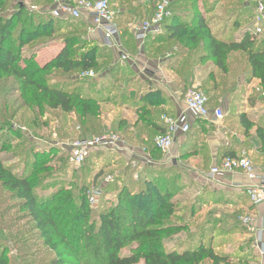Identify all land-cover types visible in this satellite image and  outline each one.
<instances>
[{"label": "trees", "instance_id": "1", "mask_svg": "<svg viewBox=\"0 0 264 264\" xmlns=\"http://www.w3.org/2000/svg\"><path fill=\"white\" fill-rule=\"evenodd\" d=\"M49 1L55 3L54 0ZM110 3L112 4V1ZM217 3V0L212 2L202 0L204 13H210ZM199 5L196 0H172L171 17L164 21L163 32L160 35H148L144 40L142 45L144 55L156 59L169 49H173L174 45L182 50H201L207 53L205 60H212L223 73L231 74L234 79L238 78V74H242L247 81L258 79L264 95V36L256 37L248 32L240 42L234 38L222 40L209 28ZM250 5L255 10V5ZM6 6L7 2L0 0V80L17 83L13 90L19 93L20 98L26 103V108L29 106L30 94L41 93L42 98L49 102L51 108L61 109L65 113H77L85 121L83 129L87 133L88 125L92 123L91 119L99 120L102 107L110 103L105 100L109 94H104L109 92L107 90L110 88L114 100L118 101L114 103L115 108H133L143 123L148 117L155 119L159 116L163 121L161 128L155 127L153 132L141 131L137 137L129 132H123L124 124L121 123L119 128L122 129L121 140L144 148L155 160L160 161L164 158L155 141L166 134L168 126L164 117L171 116L164 110H154L166 101L163 94L153 90L149 83L131 76L133 71L121 61L105 65V61L108 60L106 53L108 49L111 50L109 47L86 45V48L77 53L75 47L80 43V39L86 38L89 34L87 20L80 18L54 20L48 16V12L30 11L20 5L12 16L5 17ZM154 13L155 8L147 18L138 21L150 20ZM251 17L252 21L255 20L256 12ZM28 24L30 26H27ZM134 25L135 23L128 25L120 35L122 47L125 51L129 52V49L132 52L129 56L131 59H135L139 54V43L132 31ZM72 28L80 29L77 30L76 36L62 35L64 46L50 63L41 66L35 60V56L28 59L21 58L22 49L26 46L38 39H49L55 32ZM233 53H241L242 58H237L235 61L241 64L243 60V66L236 69L228 66L227 62ZM184 60L191 63L189 59ZM52 70L58 73L52 76ZM89 72H93L95 78L82 77ZM102 72L107 74L101 76ZM60 73L74 75L72 81L50 85L53 79L60 78L57 77ZM126 76H131L127 82H118ZM223 81L221 84L215 82V88L210 85L200 87L208 97V106L211 109L221 108L220 95L239 92V90L235 91L236 85L230 90L218 92L216 88H219ZM258 99L261 98L256 95L250 97V106L255 107ZM4 104L7 107L4 109L9 111L11 116L5 114L3 110L5 115L0 117V132L13 130L12 122L19 113L17 109L9 107L8 99ZM233 107H235L234 103ZM236 116L239 117L247 137L250 131L258 126L257 137L264 143V127L251 122L245 113L239 112ZM190 132L191 128L186 135L188 136ZM15 135L17 139L22 136L19 133ZM102 135L101 133L95 136ZM1 145L4 147L0 148V155L7 150L5 143ZM42 156L44 153L35 154L31 167H27L22 173L15 166L6 165L0 157V222L2 223H0V264H14L10 255L13 256L15 250L8 239L4 238V234L16 229L15 221L19 218L14 220L10 218L12 221L8 225L5 222L6 217L15 210L23 212L24 217L34 225L44 247L49 252L58 254L57 259L50 264H139L140 261L144 264H201L204 260H210L214 264L229 263L226 256L214 251L211 241L208 245L204 243L208 231H215L220 221L212 213L203 218L200 215L205 205L222 202L212 194L211 197H207L209 199L198 197L196 203L180 206L175 201L177 195L170 189L185 187L183 172L178 164L171 167L139 164L137 169H132V161H127L125 157L113 151L100 149L93 152L82 165L85 168L88 165L94 167L99 162L105 163L104 171H101L91 184L88 181L89 174H85L79 179L81 183L76 191L68 192L64 186H60L53 190L50 196L39 198L36 188L42 185V179H45L43 173L48 171V166L44 162L47 158L40 160ZM238 156L233 152L226 154L222 159ZM112 162L114 163L111 165ZM110 169H117L115 171L119 173L107 172ZM136 174L138 179L134 177ZM107 177L112 178L110 183L105 182ZM52 186L53 184L50 187ZM116 186L121 187L117 196V205L106 210L103 205L107 195ZM94 187L102 190V196L98 204L92 206L88 194ZM187 210L190 212L188 223L196 221L199 223L194 226L195 234L200 236L199 246L194 251L189 248L182 252H168L164 242L188 230L186 228L188 226H172L173 218L181 217ZM177 221L180 222L178 219ZM189 226L191 228L190 223ZM188 233L191 236L195 235L190 233V229ZM132 244H137L136 248L132 249L130 254L123 256L122 251Z\"/></svg>", "mask_w": 264, "mask_h": 264}, {"label": "rangeland", "instance_id": "2", "mask_svg": "<svg viewBox=\"0 0 264 264\" xmlns=\"http://www.w3.org/2000/svg\"><path fill=\"white\" fill-rule=\"evenodd\" d=\"M5 1L7 2V6L4 12L5 17L12 16L20 5L28 8V10L30 11L48 12V16L54 18L52 13L56 9L57 4L66 3V1H68L69 3L66 4L74 6L77 4L76 2L78 0H60V2L59 0H54L56 4H52V2L50 3L49 0ZM111 1V10L112 12H115L117 24L120 25L118 26L120 30L123 31L127 28L128 25H132L134 23L136 24L138 20L147 18L152 13L154 8H156L157 4H159L163 0ZM196 1L198 4H201L202 2V0ZM209 1L212 2L214 0ZM250 12L252 13L251 16H253L255 10L251 9ZM226 16V13L223 14L221 19L223 20L224 18H226ZM251 16L249 22H252ZM85 17L86 16L82 15L80 19L87 20ZM55 19L56 18H54V20ZM253 24L254 23H250V25H252L251 27H253ZM27 26H30V24H28ZM79 29L80 28H72L65 31L62 30L57 33L55 32L53 37L49 39H38L36 42L22 49L21 58L25 57L28 59L32 56H35V60L38 61L41 66H44L45 64L53 61L58 53H60V51L62 50L64 46V37L62 35L70 34L68 36H72V34H75L76 36V32ZM88 33V36L86 38H81L80 43L75 47L77 53H80L83 48H86V45H89L90 47L95 46L96 40H92H94L93 37L97 38V32L95 31L92 23H89ZM251 33L254 34V36H262L264 35L263 27H260L258 29L252 28ZM96 45L104 46V48H110V46L105 43H97ZM110 49L111 50L108 49V53H106V55L108 56V60L105 61V65H112L114 64V62L119 61L118 52L112 48ZM128 51L130 52L129 49ZM129 52L125 51L127 56H130V54H132V52ZM102 53H105V51H102ZM129 58V61L132 60L131 57ZM102 62L104 61H101V63ZM57 73V71H53L51 75L53 76ZM60 74L57 75V77L60 76L59 79H53V81L49 84H63L68 80L72 81V77L74 76L68 74L63 75L62 73ZM105 74H107V72L100 73L101 76ZM131 76H134L135 78L139 77V75L134 72H132ZM131 76H126L124 77V79H119L118 82H127L131 78ZM16 84L17 83L15 81L4 82L0 80V117L4 116L5 114L11 116V113L4 109V107L7 108L4 104L7 99L10 103L9 107L14 108V110L17 109L19 112L18 115H16L15 120L12 122L14 131L5 130L0 132V148L4 147V145H1L2 143H5L7 147V150L3 151L0 157L4 160L6 165L15 166L16 169H18V171L22 173L24 172V169H26L27 167H31V163L35 160V154L44 153V156H42L43 158L40 160H44L47 158V160H44V162H46L45 164L48 166V171L43 173V178L45 179H42V185L36 188V194L39 198H46L47 196H50L53 190L58 189L60 186H64L65 190H67L68 192L72 190L76 191L77 186L79 185V183H81L79 179L82 177V175L84 176L85 174H89L88 181L91 184V182H93V179H95V177L101 171H104V161L101 163L99 162L94 167L92 165H88L85 168L83 166H73L70 162V148L71 144L74 141L93 139L96 138L95 135H99L101 133L103 135H115L121 138L120 135L122 134L119 133L120 130L118 129L119 123L121 122L124 124V127L129 128V126H131L137 119V117L132 114L133 111L130 110V113L115 108L116 105H114V103L118 101H116V99L114 100L113 93H110V88H107V91L109 92H105L104 94H109V97L104 98H106L105 100L110 101V103L105 104L102 107L101 117L99 120L91 119L92 123L88 125L89 130L86 133L83 129V123L85 121L81 119L77 113H65L61 109L51 108L49 102L45 101L42 98L41 93L35 92L33 95L30 94L28 98L29 106H27L26 108V103L20 98L19 93H16L13 90ZM134 88L137 89V87ZM237 93L238 101L234 104L235 107H233V102H231V105H229L227 108H222L227 116V120L231 124L233 123V121L230 120H233L232 118H234L237 113L242 112L246 109V106L243 105V103H245V101H243V92L239 91ZM255 95L256 91H254V93L250 97H253ZM258 95L259 94H257L256 97H258ZM3 110H5V114ZM263 112L264 109H259L251 113H253L252 116L255 117V119L257 118L258 120ZM233 131H236V129H233ZM13 132H15L16 134H21V138L17 139L15 133ZM86 136H93V138H86ZM239 140L243 139L238 138V141ZM251 140L252 139L250 138L249 140L243 141L244 145L240 150L241 153L246 152L247 156L250 159L251 156L249 154V143ZM59 160L61 162H59ZM113 163L114 162H112L111 165ZM259 165H261L259 166V168L261 169L262 167H264L263 158L259 160ZM171 166L172 164L168 165V167ZM115 170L117 169H110L107 172H113ZM116 173L118 174L119 172L117 171ZM207 177L212 180V177L210 175H207ZM52 184L54 187H50ZM189 184L191 183H187L184 188L181 187L180 189H178V187L170 188L177 195L175 200H179L177 202L180 204V206H182L183 203L190 205L194 201L196 193L192 186L188 188L190 186ZM120 190L121 187L118 186L111 189L110 194L107 195L106 202L103 205L106 210L111 209L117 205V196ZM219 206L220 207L213 208L212 211H209L210 209L208 208L204 209L200 214L203 218L206 217L210 212H213L214 217L218 218V220L220 221L215 231H208V234L204 239V243L208 245V243L211 241L214 251L227 257L229 263L226 264H256L255 256L253 253V245L250 239L251 236L250 234H248L250 232H248V230L246 231V229L240 225V219L242 217L246 215H253L247 214L244 211H239L234 208H228L226 207V204H219ZM102 209L104 208H101V210ZM189 215L190 212L187 210V212L181 217L175 216V218H173L174 222L172 226H188L186 227L188 228V230L186 232H180L178 235L164 242L165 249L168 252H182L189 248L194 251L198 248L200 236L196 235L194 230V226L198 223V221L189 222L191 225L190 228L188 223V220L190 219ZM200 215L198 214V216ZM24 216L25 214L23 212L15 210L11 213L10 216L6 217L5 220L6 225H8V223L12 220L19 218L17 221H15L16 229L4 234V238L8 239V241L11 243V247L15 250L14 255H10L12 258V262L14 264H50L51 261L57 259L58 254L51 253L44 247L43 241L41 240L38 232L34 229V225L30 223L28 218ZM10 218L13 219L10 220ZM177 219L180 222H178ZM189 229L191 234H195L194 236H191L188 233ZM136 246L137 244H132L131 246L123 250V256L130 254L131 250L136 248ZM139 264H144V262L140 261ZM201 264L214 263L210 260H204Z\"/></svg>", "mask_w": 264, "mask_h": 264}, {"label": "crops", "instance_id": "3", "mask_svg": "<svg viewBox=\"0 0 264 264\" xmlns=\"http://www.w3.org/2000/svg\"><path fill=\"white\" fill-rule=\"evenodd\" d=\"M217 2L218 3L212 8L213 10L210 13H204L201 4L199 7L207 20L209 28L212 30L213 34L218 35L220 39L228 40L234 38L237 42H240L248 32L251 33L252 28L258 29L263 27L264 30V23L257 25L255 20L254 22H249L248 18L251 15L250 10L252 7L247 0H217ZM66 3L69 2L66 1ZM225 13L227 16L222 20L221 18ZM85 18L88 23L92 22L90 16H86ZM250 23H254L253 27H251L252 25H250ZM252 35L254 36V34ZM263 36L264 35H262V37ZM256 37H261V35ZM93 39L92 41L96 40L95 45L97 43H104L100 33H97V38L93 37ZM114 44L116 46L112 49L118 52L119 61H121L123 65H127L128 69H131V71L139 75L137 79L149 83L153 90L160 91L163 94L166 101L154 108V110H164L165 113H168L167 115H170L179 122L190 124L191 132L189 134L190 136L178 135L177 141L170 152V155L176 158L172 163H168L169 159L166 155H164V158L160 161L155 160L144 148H140L129 142H123L124 144L118 145L116 148L112 149V151L125 157L127 161L137 162L138 165H160L168 167L169 164H178L183 172L184 184L187 185V183H191L188 188L192 186L195 190L196 195L193 201L194 203H196L198 197H202L203 199L204 197H211L212 194H215V198L218 197L217 199H220V202H222L220 204H226L228 208H234L239 211H244L247 214H252L257 233H247L251 236L250 239L252 240L251 243L253 245L255 263L264 264V206L253 207L247 196V189L256 185L258 182H252L241 172L220 174L217 176H211L210 174L211 169L220 165L223 160L222 158L226 156V154L235 152L237 155H240V150L244 145L243 141L251 138V144L249 143V154L255 166L256 174L264 178V167H262V169L259 168V166H261L259 165V160L262 158L264 160V143L257 137L258 126L254 128V131L252 129L250 135L247 137L244 134L239 117L236 116L232 118L233 120L230 121H233V123L231 124L226 120L227 116L225 114V119L222 122L215 123L210 119L197 116L195 113L187 110L185 105V97L190 89L195 87L204 88L209 85L210 87H214L215 82L221 84V81L224 80L225 86H223V83L219 88H216V90H218V92L227 89L230 90L233 85H236L235 91L237 92L239 90L243 92V101H245L243 105L246 106V109L240 113L247 114L251 122L259 125V127H264V112L258 120L257 118L255 119V117L252 116L253 113H251L259 109H264V99H262L264 95L262 94L260 81L258 79L247 81L242 74H238V78L234 79L231 74L223 73L212 60H205L207 53L201 50H182L177 45H174L173 49L171 48L172 50L169 49L164 55L162 54L159 58L153 59L144 55L142 46L139 45V54L137 57L129 62H123L121 56L125 55V49L122 47L120 37L115 40ZM237 58H242L241 53H233L230 55V60H228L227 63L231 69L243 66V60L240 64L238 61H235ZM184 59L191 60V63ZM254 91H256V95L259 94L258 96L261 99L257 100L255 107H251L249 104V97ZM219 97L221 109L227 108L231 105V102L235 104L238 101L237 93L230 95L225 94L224 96L220 95ZM119 110L130 113L133 111L132 114L137 117L129 128L123 126L122 128L124 130H122L119 129L121 127V122L118 125L120 131L129 132L134 137H137L141 131L153 132L155 131V127L161 128L160 126H162L163 121L159 116L155 119L148 117L146 122L143 123L140 121L138 114L133 108L123 107ZM233 129H236V131H233ZM238 138L243 140L238 141ZM106 150L107 149L104 151ZM207 175H210L212 180L208 178ZM183 205H186V203H183ZM217 207H220L219 204L210 206L205 205L202 209L208 208L210 209L209 211H212L213 208ZM210 213L213 214V212Z\"/></svg>", "mask_w": 264, "mask_h": 264}, {"label": "built area", "instance_id": "4", "mask_svg": "<svg viewBox=\"0 0 264 264\" xmlns=\"http://www.w3.org/2000/svg\"><path fill=\"white\" fill-rule=\"evenodd\" d=\"M249 4L255 5V23L261 25L264 23V0H247ZM77 4L70 6L66 3L57 4L52 15L54 18H75L79 19L82 15L91 17L92 24L97 33H100L105 44L114 48L115 40L120 37V28L116 21L115 12L111 10L110 0H78ZM172 0H163L157 4L154 16L147 21L136 23L132 31L139 45L142 46L148 35H160L163 32V23L171 17ZM123 62L129 61V56H121ZM82 77L95 78L93 72L85 73ZM208 97L198 87L190 89L185 97V105L187 110L195 113L197 116L210 119L215 123H220L225 119V113L221 108L211 109L208 106ZM164 121L168 126V130L164 136L156 139L157 148L166 156L169 163L176 158L170 155V152L177 141L178 135H186L190 131V124L182 123L172 117H164ZM121 138L115 135H102L93 139L76 140L71 144L70 162L75 167H81L90 155L100 149L112 150L122 144ZM137 162H132V169L138 168ZM241 172L252 182L257 181L247 189V196L253 207L264 206V178L256 174L255 166L252 160L247 156L246 152H242L237 158H225L220 165L211 169V176L220 174H234ZM138 174L134 177L138 179ZM112 181L111 177L105 179L106 183ZM102 196V190L94 187L88 194L89 202L92 206L98 204L99 198ZM241 224L251 234L257 233L253 216L246 215L240 219ZM258 243V240H257Z\"/></svg>", "mask_w": 264, "mask_h": 264}]
</instances>
